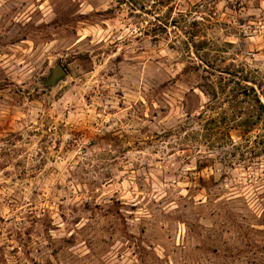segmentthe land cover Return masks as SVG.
Instances as JSON below:
<instances>
[{"label":"rangeland","instance_id":"374dc122","mask_svg":"<svg viewBox=\"0 0 264 264\" xmlns=\"http://www.w3.org/2000/svg\"><path fill=\"white\" fill-rule=\"evenodd\" d=\"M257 97L264 0H0V264H264Z\"/></svg>","mask_w":264,"mask_h":264},{"label":"water","instance_id":"95a60500","mask_svg":"<svg viewBox=\"0 0 264 264\" xmlns=\"http://www.w3.org/2000/svg\"><path fill=\"white\" fill-rule=\"evenodd\" d=\"M68 72L66 67L62 63L56 64L51 71L49 78L46 81L47 85L54 86L59 80L67 76Z\"/></svg>","mask_w":264,"mask_h":264},{"label":"trees","instance_id":"16d2710c","mask_svg":"<svg viewBox=\"0 0 264 264\" xmlns=\"http://www.w3.org/2000/svg\"><path fill=\"white\" fill-rule=\"evenodd\" d=\"M129 1H134V0H129ZM257 101L262 105V107H264L259 97H257Z\"/></svg>","mask_w":264,"mask_h":264}]
</instances>
